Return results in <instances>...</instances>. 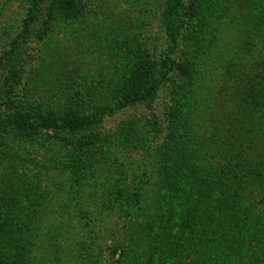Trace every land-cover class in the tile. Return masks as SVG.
Wrapping results in <instances>:
<instances>
[{
  "label": "rangeland",
  "instance_id": "obj_1",
  "mask_svg": "<svg viewBox=\"0 0 264 264\" xmlns=\"http://www.w3.org/2000/svg\"><path fill=\"white\" fill-rule=\"evenodd\" d=\"M81 1V12L53 20L37 45L34 66L15 90L27 107L75 111L98 121L101 137L95 148H77L52 132H0L2 217L6 211L0 264H115L121 257L117 247H125L134 262L162 264L174 240L176 250L185 242L184 234L176 233L179 227L190 234L194 224L205 226L198 215L208 205L206 191L219 195L221 189L212 178H196L188 164L206 166L207 150L212 154L219 142L228 141L221 130L239 125L240 71L237 80L224 75L231 59L226 47L235 36V46L264 44L258 37L264 28L254 20L262 18L259 0H181L185 27L175 43L165 29L171 0ZM217 2L222 7L214 11ZM26 5L0 0V55L20 30ZM248 52L242 61L252 62L255 54L245 58ZM167 58L189 66L199 62L200 79L171 68L153 102L125 104L138 62L161 66ZM6 80L0 71V93H6ZM253 113L258 132L260 109ZM169 129L180 134L187 129V137L175 143ZM217 129L220 134L211 140ZM256 135L259 142L262 132ZM176 147H186L187 156ZM180 166L184 171H175ZM180 174L190 183L175 192ZM121 190L124 195L115 198ZM198 200L202 207L195 208L192 202Z\"/></svg>",
  "mask_w": 264,
  "mask_h": 264
},
{
  "label": "trees",
  "instance_id": "obj_2",
  "mask_svg": "<svg viewBox=\"0 0 264 264\" xmlns=\"http://www.w3.org/2000/svg\"><path fill=\"white\" fill-rule=\"evenodd\" d=\"M25 1L27 5L21 19L20 30L9 41V48L0 55V71L7 77L6 93H0V132L18 131L33 135L52 132L61 143L75 145L77 148L85 146L95 148L94 142L101 137V133L96 128L98 121L77 116L75 111L57 113L49 109L43 112L37 107H27L25 102L18 100L15 90L20 85L22 76L28 73V67L34 66L37 58V45L48 34L53 20L56 17H72L78 14L82 11L84 4L81 0ZM171 1L170 7L165 12V29L175 43L185 24L179 11L181 0ZM199 3L201 2H198V5ZM213 5L214 11L222 7V3L218 2L217 5ZM257 6L259 9L257 14L263 18L264 0H259ZM262 18L256 17L254 20H258L259 25L264 28ZM235 24L237 23H229L234 27ZM207 34L203 33L204 38L208 36ZM258 37L263 39L264 34ZM230 38L231 41L227 43L226 52L231 59L225 64L224 75H227L229 80H237V69L239 68L241 98L237 112L239 117L235 118L239 125H227V128H223L221 132L228 133H226L228 141L219 142L214 147L215 152L212 154L207 150V153L210 154L209 159L207 154L203 155L206 157V166L209 165L208 171L207 167L200 163L196 167L193 165L191 167L188 164V169L196 178L200 177L202 181L212 178L211 182L218 183L221 189L219 195H216L214 191H206L209 202L205 211L203 210L198 215V218L205 217V226L198 227L194 224L193 233L190 234H188V229L179 227L176 233L182 232L184 234L183 242H185L176 246L179 249L176 250V248L172 249L177 243L174 240L172 248L170 247L171 253L165 254L162 264H180L179 260H185L184 263L187 264H264V151H261L258 146H264V55L261 54L264 44L257 45L256 42H252L247 45L241 43L240 46H235L234 42L239 44V40L236 36ZM202 45L204 46V44ZM243 48L249 49L250 52ZM198 49L196 48L197 53ZM245 51L248 52L244 54L245 58L248 57L247 55L253 56L254 54L255 56L262 55V57L253 56L252 62L242 61L241 54ZM252 53L254 54L251 55ZM196 55L195 58L199 56V54ZM141 62H138L129 77L125 104L153 102L163 79L171 68L178 69L183 75L192 76V73L195 72L197 80L200 79L198 75L201 73L200 64L195 60H191L192 66L187 63H176L171 58L166 60V63L169 62V66L166 63L159 66L157 61L146 62V64ZM244 73L247 75L245 76ZM237 85L238 81L235 87ZM207 88L208 86L205 89ZM256 100L258 104L255 103ZM254 103L260 109L258 117L260 116L262 119V125L259 126L258 132H256V128L253 129L255 121L253 111L256 106L252 107L251 104ZM169 131L170 139H174L175 143L180 142L183 135L184 138L187 137V129H184L181 134L176 130L169 129ZM259 132H262L260 141L255 142V136ZM218 134H220L218 129L211 132V140H214ZM190 136L188 135V137ZM201 146L197 145V150H200ZM176 148L180 155L187 156L186 152L189 150L186 151V147ZM180 169L181 166L175 167V171ZM183 176L184 174L177 175L179 180L175 183V192L181 191L184 185L190 183L191 178L181 180ZM123 192V190L118 191L114 194L115 198L123 196ZM192 204L196 206L195 208L202 207L200 200L193 201ZM3 215L2 217L0 213V229L5 226L6 211ZM117 249L120 250L121 257L115 261V264H127L135 261L131 255L127 254L125 247H117ZM190 254L192 255L190 256ZM181 257L182 259H180ZM150 261L149 264H155L154 260L151 263ZM133 264H141V262Z\"/></svg>",
  "mask_w": 264,
  "mask_h": 264
}]
</instances>
